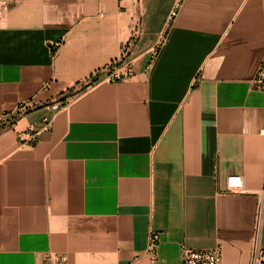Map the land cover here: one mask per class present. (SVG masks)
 I'll return each mask as SVG.
<instances>
[{
  "label": "crops",
  "instance_id": "obj_1",
  "mask_svg": "<svg viewBox=\"0 0 264 264\" xmlns=\"http://www.w3.org/2000/svg\"><path fill=\"white\" fill-rule=\"evenodd\" d=\"M126 49L134 78L88 84ZM263 57L264 0H0V264H250Z\"/></svg>",
  "mask_w": 264,
  "mask_h": 264
},
{
  "label": "built area",
  "instance_id": "obj_2",
  "mask_svg": "<svg viewBox=\"0 0 264 264\" xmlns=\"http://www.w3.org/2000/svg\"><path fill=\"white\" fill-rule=\"evenodd\" d=\"M177 11L172 12L175 16ZM127 49L124 51L122 58L113 61L97 71L93 78L89 81V85H94L101 82L117 83L132 79L136 75V70L133 61L127 55ZM254 86L257 89L264 90V57L261 65L253 80ZM63 104V103H60ZM61 105L55 104L57 108ZM27 111L24 103L17 111L16 115ZM44 130H51L53 122L51 120H44ZM1 130V128H0ZM32 134L29 141L31 144L37 142V131L31 130ZM264 133V131H263ZM225 192L229 193H243L245 192L244 178L240 174H230L226 177ZM159 245V234L153 230L149 234V242L147 252L150 253L154 259L157 258ZM222 248L218 246L212 249H193L182 245V264H222ZM47 264H70L66 254H52L48 257ZM250 264H264V248L261 245V222H258L256 230L252 239V254Z\"/></svg>",
  "mask_w": 264,
  "mask_h": 264
},
{
  "label": "trees",
  "instance_id": "obj_3",
  "mask_svg": "<svg viewBox=\"0 0 264 264\" xmlns=\"http://www.w3.org/2000/svg\"><path fill=\"white\" fill-rule=\"evenodd\" d=\"M75 92H76V89H70L69 91L64 93L61 97H59L58 100H65L67 96L73 95V94H75ZM30 111H31V109H28L27 112H30ZM16 118H17V116L14 118V121L16 120ZM14 121L12 120L9 123H6L5 126L9 125L10 123H13Z\"/></svg>",
  "mask_w": 264,
  "mask_h": 264
}]
</instances>
